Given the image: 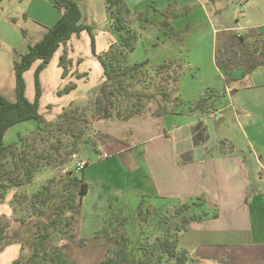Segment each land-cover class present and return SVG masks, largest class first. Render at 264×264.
I'll list each match as a JSON object with an SVG mask.
<instances>
[{
  "label": "rangeland",
  "instance_id": "rangeland-1",
  "mask_svg": "<svg viewBox=\"0 0 264 264\" xmlns=\"http://www.w3.org/2000/svg\"><path fill=\"white\" fill-rule=\"evenodd\" d=\"M153 1L146 0L144 7L139 6L140 9L135 10L138 13L132 14L133 19L129 18V13L123 8L121 16L127 25L131 21L130 25L133 27L131 30L135 31H132L135 36L131 42L137 43L136 51L135 54L130 52L119 44L120 41H117L107 59L114 62V68L111 70L114 77L127 78L132 72H139L136 75L137 80L126 79L125 85L130 92H144L153 96L149 100L143 99L144 103H147L145 112L137 116L145 117L147 108L151 105L153 110L148 113L161 114L163 106L167 107V100L172 103V108L175 107L173 108L175 112L182 115L184 99L181 94V73L183 69L186 73L191 72L193 75L195 73V69L190 66L185 65L184 68L185 62H188L185 57L179 60H165L162 64H166V68L162 70L159 69L161 64L149 63L145 64L142 71L134 70L138 69L139 64L145 63L139 61L140 58L145 57L148 50L142 45L143 42L151 50L159 44L157 43L159 40L170 37L173 41H177L178 46H182L183 42L193 38L199 27L205 29L208 25L201 20L203 13L198 4L189 14L185 12L181 14V11L176 10L175 7L176 13L179 14L176 20L178 23H183L191 17L195 24L189 26L185 34L178 32L165 35L162 32L164 29L159 27L158 16H154L151 22H147L146 18H139L140 11L147 9L148 6L156 7V4L161 5L164 2ZM214 1L233 14V18H228L233 23L242 15L246 21L253 22L256 19L264 22L263 13L260 16L253 15L254 11H264V2L260 4L258 0H255V2L258 1L255 9L248 10L252 7V0L246 3H241V0ZM193 2L194 0L192 5L196 4ZM49 6L48 3L45 9L42 8L40 0H0V59L5 60L4 56L8 48H10L9 54L14 57L25 54L30 45H34L43 38L46 23L50 21ZM79 7L82 12L81 24H99L100 18L97 15L94 16L88 11L89 9H85L86 3L79 4ZM41 8L42 13L45 12L47 17L39 12ZM148 12H151L150 9ZM193 13L196 15H192ZM198 14L200 22L197 20ZM167 16L169 15L165 13L164 19H167ZM41 18L46 19V22H43ZM244 20L242 24L246 23ZM212 23L219 25L214 18ZM108 24L104 22L97 25L95 29L105 30ZM205 33L207 35L204 38L207 36V41H204L210 42V31L207 33L205 30ZM118 36L119 34L115 35V40H120ZM243 36L247 39V33ZM230 43L241 44V40L227 34L221 35L218 39V52L222 57L231 56L229 49L226 50L227 53L223 49V45H230ZM65 48L68 47L65 45ZM77 60L75 65L68 59L64 60L69 72L73 71L79 78H72L78 85V90L74 92L73 97L65 96V94L61 97L58 94L59 97L53 98L47 92L45 107L43 106L40 111L45 119L43 124L40 125L35 120L16 124L10 128L4 138L5 145L12 146L16 152L14 155L8 152L7 155L0 157V178L6 180L8 184V187L4 188V193L0 194V206L5 205L6 210L9 211L8 214L0 211V229L4 231L3 234L0 232V251L2 250L0 253L9 246H15L18 257L20 256L22 262H25L31 253L29 241L34 236L37 226L45 225L49 220L54 219L52 213L54 205L66 208L65 206L70 203L68 199L72 198L71 202L75 204V209H64L55 217L59 218V222L70 220L71 225L68 227L59 224L54 229L49 228L50 238L47 243L60 248L73 264H102L104 259L111 257L117 250L116 237L120 234H125L129 240L128 250L131 257L141 260L148 254L153 258L151 262L158 264L157 256L160 252H153L152 249L155 248L159 238L165 237L168 223L172 229L169 236L175 237L174 226L180 218L177 214L182 204L176 200H161L151 195L154 187L151 182L153 167L150 160L152 154L149 156L148 149L152 150L156 146L158 142L156 137L160 128L155 125L157 123H154V120L151 126L147 122L138 124L139 121L133 120V117L127 120H111L99 116V99L109 90L111 81L90 80L89 77L84 76L88 73H83L80 69L82 59ZM53 73H55L54 64L49 70V75ZM0 77V91L7 99L15 100V75L9 72ZM70 79L71 77L68 82L71 81ZM260 80L264 81V77ZM260 80L257 77L256 81L252 82V85H256L254 90H264L257 87L258 84L264 83ZM103 83L106 85L104 88L108 86V90H101ZM219 85H216L217 96L221 95V98L227 96L225 91L229 89L231 95L235 94L231 83L226 86L225 81L219 79ZM223 101L225 105L229 104L226 99ZM127 102L130 103V100ZM199 102L202 103V101ZM125 103L120 104L126 105ZM128 108L131 109L132 105L130 104ZM230 108L220 110L216 117L207 116L200 119L201 121L196 123V128L199 129L203 122L206 124L205 120L208 118L214 123L219 122L220 127L215 130L217 134L221 137L228 134L240 147L250 141L255 156L260 157L264 164V131L258 129L253 132L250 124L246 123L247 120L254 121L258 126L261 122L260 118L254 114L253 110H238L239 120L242 121L238 129L234 115L233 117L230 115L232 113ZM255 111L259 112L257 108ZM174 120L169 119L163 130L171 126ZM225 121L230 123L228 129L224 125ZM178 124H182L181 120ZM241 126L242 129H240ZM185 133H189V129H186ZM196 134L199 135V132ZM172 136L174 137V134ZM221 143L224 146L227 145L225 140ZM147 154L150 159L148 157L146 159ZM76 178L79 181L88 182L89 191L86 195H80L79 189L73 188L72 181H76ZM79 181L77 182L80 183ZM14 183L20 185L14 186ZM67 189L69 191H63ZM48 191L52 194L51 200L48 199ZM156 199L160 201H154ZM151 206L156 207L159 212ZM198 211V208L192 205L191 209L185 212L187 214L194 212L197 215ZM190 224H186L185 230L189 229ZM9 259L10 255L0 256V264Z\"/></svg>",
  "mask_w": 264,
  "mask_h": 264
},
{
  "label": "crops",
  "instance_id": "crops-1",
  "mask_svg": "<svg viewBox=\"0 0 264 264\" xmlns=\"http://www.w3.org/2000/svg\"><path fill=\"white\" fill-rule=\"evenodd\" d=\"M40 1H42V8L45 9L49 3L51 9L50 21L46 23L44 36L47 29L60 19L62 11L56 6L54 7L51 0ZM74 1L78 4L86 3L85 9H89L88 11L92 12L94 16L97 15L100 18L97 25L104 22L109 23L108 28L99 31L95 29L97 28L96 23L90 25L94 27L96 52L98 54L108 52L111 45L117 42L115 35L118 34L108 20L105 0ZM145 1L124 0L126 8L129 10V18L133 19L132 14H137L138 11L135 10H139V6L144 7ZM162 1L164 2L161 5L148 6L147 9L140 11L139 18H146L147 22H151L154 16H158L160 18L158 19L160 21L159 27L164 29L162 32L165 35L178 32L185 34V30L195 24V21H192L190 17L183 23H178L176 20L179 14L174 8L179 9L181 14L182 12L189 14L198 4L203 13L201 20L208 26L205 29L199 27L193 38L183 42L182 46H178L177 41H173L170 37L159 40L157 42L159 44L151 50L145 42L142 43L148 50H146L145 57L140 58L139 61L157 65L168 59L179 60L185 57L188 62H185L184 68L186 65L195 69L194 75L191 72L186 73L185 69L181 73V94L184 99L182 104L184 113L182 115H178L174 110L175 107L173 109L172 103L167 100V107L164 108L163 106L165 110L163 112L162 108L161 114L148 113L153 110V105H151L148 106V114L146 113L145 117L136 116L132 118L137 122L139 121L138 124L147 122L151 126L154 120V123H157L155 125L160 128L156 137L158 140L156 146L152 150H150L151 148L148 149V154L149 156L152 154V158L150 159L148 154L146 155V159L148 157L151 160L153 167L151 182L154 187L151 190V195L161 200H176V202L182 203L197 201L200 204L197 207L199 210L197 215L201 216V219L191 222L189 229L181 233L178 238L177 251L184 253L185 264H264V164L260 157L255 156L250 141L240 147L228 134L225 137L217 134L215 130L220 127L219 122L214 123L208 118L205 120L206 124L203 122L199 129L196 128V123L200 122V119L207 116L216 117L220 110L231 107L232 113L230 115L231 117L234 115L238 129L239 125H242L239 114H237L238 110L250 109L260 118L261 122L258 126L255 125L254 121L248 122L249 120H247L246 123L250 124L253 132L258 129L264 131V90H254L256 85H252L257 77L259 80L264 77V22L256 19L253 22L246 21L242 15L233 23L228 19L229 17L233 18V14L217 5L214 0H194L193 3H196L194 5H192L193 0ZM247 1L241 0L240 2L246 3ZM252 1L251 6L253 8L250 7L248 10L255 9L256 2L259 1L260 4L264 2V0ZM42 8L40 13H42ZM148 9L151 12H148ZM165 13L169 15L167 19H164ZM262 13L264 15L263 10H257L254 11L253 15L260 16ZM42 14L47 17L45 12ZM192 15H196V13ZM198 16L199 14L197 20L200 22ZM213 18L219 23L218 26L212 23ZM41 19L46 22V19ZM243 20L246 22L245 24H242ZM130 24H132L131 21L127 26L131 27ZM205 30L207 33L209 31L211 33L210 42L204 41L207 38V36L204 38L207 35ZM159 31L161 32V30ZM244 33H247V39L241 41V44L223 45L225 52L229 49L231 55L228 58L223 57V61L226 64H232V67L225 72L217 65V57L220 56L218 39L221 35L226 34L244 38ZM133 46L132 53L135 54L137 43H133ZM66 47L69 49L61 45L49 64L40 73L42 86L40 111H42L43 106L45 107L47 92L50 97H62V95L58 96V92L68 84H75V89L65 94V96L73 97L74 92L78 90L77 81L72 79H79L77 74L68 71L65 78L62 76L63 67L59 66V61L64 48L67 51V59L73 65L78 62L77 59H82L80 69L83 73H88L84 76L89 77L90 80H104V69L98 59L92 55L90 36L86 30L79 35L73 34ZM9 50L10 48L5 52V60L0 59V75L9 72L15 75L14 61L23 55L14 57L9 54ZM160 55L162 57H159ZM40 62V60L36 61L24 73L26 96L30 101H33L35 97L34 72ZM53 64L55 73L50 76L49 70ZM250 65L253 67L251 68ZM226 76L232 79L231 86L235 94L231 95L229 89V91H225L227 96L221 98V95H216L215 91L218 90L216 85H219V79H223L228 86ZM70 77L71 81L68 82ZM257 87L264 89V83L258 84ZM0 94L4 95L2 91ZM237 95H239L238 98ZM243 97L246 98L243 99ZM224 99L230 105L228 103L225 105ZM205 102L207 103L203 105ZM256 108L259 112L255 111ZM193 109L196 110L193 111ZM169 119L175 120L171 126H167L163 130ZM179 120L182 122L181 125L178 124ZM224 125L228 129L230 127L229 121H225ZM186 129H189L187 134L185 133ZM197 132L199 135L196 134ZM136 133L138 134V132ZM223 140L226 141L228 147L221 143ZM145 145L148 147V144ZM158 200L156 199V201ZM0 211L6 214L9 212L5 205L0 206ZM6 254L10 255V259L1 262V264H11L19 255L15 246H9L0 253V256ZM164 264L178 263L175 257H169Z\"/></svg>",
  "mask_w": 264,
  "mask_h": 264
},
{
  "label": "trees",
  "instance_id": "trees-1",
  "mask_svg": "<svg viewBox=\"0 0 264 264\" xmlns=\"http://www.w3.org/2000/svg\"><path fill=\"white\" fill-rule=\"evenodd\" d=\"M51 2L62 11V15L60 19L52 26L47 29L43 38L35 43L34 45L29 46V50L27 53L23 54L19 59L14 61V72H15V80H16V99L15 101H11L7 99L4 95L0 94V157L7 155L9 152L13 154L16 152L12 146L5 145L4 136L6 132L15 126L16 124L35 120L40 125L44 122V117L40 112V99L42 97V86L40 81V73L46 68L54 54L58 51L61 45L65 46L68 41L71 39L73 34H80L82 31L86 30L90 36V46L91 52L94 57L98 59L100 64L104 69L103 77L107 81H111V85L109 86V90L104 88L105 83L101 85V90H108L102 95V98L99 99L98 109H100L99 116L103 119H111V120H127L134 116L144 114L145 106L144 98L152 99L153 96L151 94H147L144 92H130L128 90V86L125 85L126 79H130L131 81H135L136 75L139 72H132L127 78L124 76L114 77L111 70L114 68V62H110L109 52L113 49L114 44L111 45L110 50L104 54H98L96 52V38L94 33V27L90 25L81 24L82 12L80 10L79 4L74 0H51ZM106 10L108 13V19L111 21L113 26L115 27L117 33L119 34V39L116 41H120L119 44L123 46V48L129 49L130 52L134 50L133 43L131 42L134 39V33L127 27L124 18L121 16V11L123 8L126 12L129 13V10L126 8L124 0H105ZM238 37V36H236ZM241 41H244L242 36L239 37ZM129 46V47H127ZM67 51L64 48L63 54L60 56L59 66L63 67L62 76L65 78L68 74V68L64 63V60L67 59ZM222 56L217 57V65L220 69L225 72L232 67V64L222 62ZM41 61L34 72V84H35V97L33 101H30L26 96V83L24 79V73L30 69V67L36 62ZM147 62L139 64L137 70H144V66ZM251 68L253 67L250 65ZM166 64H161L159 69H165ZM79 77V76H78ZM226 81L228 84L232 82V79L229 76H226ZM106 86V85H105ZM112 87V88H110ZM75 89V84H68L62 90L58 92L59 95H64L70 93ZM165 95V93H164ZM144 99V100H143ZM130 100V103L127 102ZM143 100V101H142ZM121 102H126L124 104H120ZM146 102V101H145ZM132 105V108H128L129 105ZM156 115H159L156 113ZM84 171V170H83ZM82 173V172H81ZM30 176V175H29ZM75 179V178H74ZM73 180V179H71ZM72 181L73 188L76 187L79 189L80 195L84 196L89 191V184L85 180ZM14 186H19V183H14ZM79 185L81 187L79 188ZM8 187L6 180H1L0 178V194L4 193V188ZM63 191H69L63 190ZM48 199H52V194L50 191L47 193ZM65 198V197H63ZM70 203L65 206L66 208H59L56 205L53 206V217L49 220L45 225H38L36 228V232L34 236L30 239L29 244L31 247V253L25 262H22L20 256L15 258L11 264H73L69 257L60 250L57 246L49 245L47 242L50 238L49 228H56L57 225L61 224L64 226H70V220H64L59 222V218H55L64 209L74 210L75 204L71 202L72 198L68 199ZM156 201V200H154ZM160 201V200H158ZM198 207L200 204L197 201L194 202H186L182 203L178 209V216L180 217L178 221L175 223L174 231L175 237L171 238L169 235L171 234V230L169 227V223L166 227V235L164 238H159L158 242L154 246L152 250L153 252H160L157 256L158 264H164V262L169 257H175L178 264H185L184 261V253H179L177 251L178 246V237L179 233L186 231V224L191 223L193 221H198L201 219V216L194 214H187L185 212L187 209H191V206ZM153 207V206H151ZM156 211L157 208L153 207ZM159 212V211H158ZM0 232L3 234V229H0ZM116 243L118 244L117 250L111 257H107L103 260L102 264H153L151 259H153L150 255L146 254L143 259L137 260L130 256L129 253V240L125 234H120L116 237ZM46 248L48 250H46ZM2 251V250H1ZM0 251V252H1Z\"/></svg>",
  "mask_w": 264,
  "mask_h": 264
},
{
  "label": "built area",
  "instance_id": "built-area-1",
  "mask_svg": "<svg viewBox=\"0 0 264 264\" xmlns=\"http://www.w3.org/2000/svg\"><path fill=\"white\" fill-rule=\"evenodd\" d=\"M243 1H245V0H243Z\"/></svg>",
  "mask_w": 264,
  "mask_h": 264
}]
</instances>
